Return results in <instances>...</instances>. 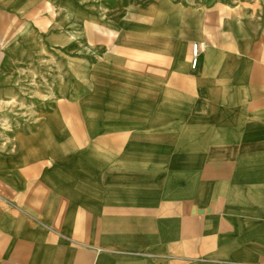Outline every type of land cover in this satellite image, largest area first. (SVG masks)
<instances>
[{
  "label": "crops",
  "instance_id": "obj_1",
  "mask_svg": "<svg viewBox=\"0 0 264 264\" xmlns=\"http://www.w3.org/2000/svg\"><path fill=\"white\" fill-rule=\"evenodd\" d=\"M0 118V264H264V0H0Z\"/></svg>",
  "mask_w": 264,
  "mask_h": 264
},
{
  "label": "built area",
  "instance_id": "obj_2",
  "mask_svg": "<svg viewBox=\"0 0 264 264\" xmlns=\"http://www.w3.org/2000/svg\"><path fill=\"white\" fill-rule=\"evenodd\" d=\"M198 49H199V46H198L197 43H195V44L193 45V54H194L193 64H194V65H196V63H197Z\"/></svg>",
  "mask_w": 264,
  "mask_h": 264
},
{
  "label": "rangeland",
  "instance_id": "obj_3",
  "mask_svg": "<svg viewBox=\"0 0 264 264\" xmlns=\"http://www.w3.org/2000/svg\"><path fill=\"white\" fill-rule=\"evenodd\" d=\"M6 125L4 124L3 120L0 118V131L2 133H0V136L2 135V137H4L6 134H5V129H6Z\"/></svg>",
  "mask_w": 264,
  "mask_h": 264
}]
</instances>
